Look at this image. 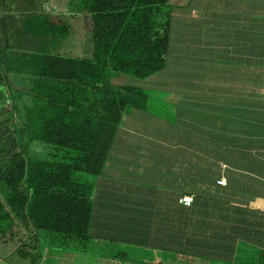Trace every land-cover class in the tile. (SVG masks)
I'll use <instances>...</instances> for the list:
<instances>
[{"label": "trees", "instance_id": "obj_1", "mask_svg": "<svg viewBox=\"0 0 264 264\" xmlns=\"http://www.w3.org/2000/svg\"><path fill=\"white\" fill-rule=\"evenodd\" d=\"M78 1L89 28L87 55L49 51L52 42L67 37L68 25L55 26L45 7L20 12L33 49L14 50L0 34V235L16 244L21 257H29L37 243L78 247L88 239L89 178L102 174L122 117L147 108L141 88L113 78L144 80L166 62L170 0ZM260 59L264 67V45ZM227 115L235 120H220V127L229 128L220 129L217 152L204 154L225 164L226 186H205L190 194L189 206L171 214V260L211 264L213 224L221 241L229 229L261 224L248 205L264 199V103ZM32 144L42 157L33 156ZM234 196L240 197L237 205ZM256 256L241 264H264V250Z\"/></svg>", "mask_w": 264, "mask_h": 264}, {"label": "crops", "instance_id": "obj_2", "mask_svg": "<svg viewBox=\"0 0 264 264\" xmlns=\"http://www.w3.org/2000/svg\"><path fill=\"white\" fill-rule=\"evenodd\" d=\"M0 3V13L4 8L17 14L9 26L0 19V34L7 28L21 34L22 7L35 6L30 0ZM169 8L166 62L154 74L161 87L151 89L150 97L138 85L148 95L147 108L122 117L102 174L89 178L88 239L78 247L37 243L27 258L16 255L13 243L0 264H171V214L184 206L177 200L205 186L210 191L215 184L226 186L225 164L204 154L217 152L220 129L229 128L220 127V120H235L227 114L264 103V0H170ZM7 45L30 47L19 40ZM152 78L140 81L148 86ZM220 179L225 185L217 184ZM239 199L234 196L232 205ZM248 208L261 224L229 229L226 241L218 239L213 224L211 264H241L264 250V199H254ZM23 236L21 230L18 238Z\"/></svg>", "mask_w": 264, "mask_h": 264}, {"label": "rangeland", "instance_id": "obj_3", "mask_svg": "<svg viewBox=\"0 0 264 264\" xmlns=\"http://www.w3.org/2000/svg\"><path fill=\"white\" fill-rule=\"evenodd\" d=\"M4 1V0H2ZM21 1H25V0H21ZM29 2V1H28ZM27 2V3H28ZM30 2L35 6L33 9L30 8L27 9L28 7H22V13H26L28 12H36V11H41L42 9H44V7H53V12L52 11H48L51 15H52V20H53V24L55 26L57 25H63V24H67L68 25V35L65 38H60L58 40H55L54 42H52V44L48 47L49 51L52 53H59L62 55H71V56H84L88 54V48L90 45V40H89V31H88V27L86 25V20H85V16L82 15L80 9H79V1L78 0H30ZM46 3V4H45ZM2 4V3H0ZM22 4H26L22 3ZM58 4L57 9H55V6ZM43 6V8L41 7ZM49 9V7H48ZM74 9V10H73ZM73 10V11H72ZM21 14V13H20ZM67 15H71V16H67ZM74 15V16H72ZM17 16L16 13H8V12H2L0 13V19L3 20L4 24H6V26L12 25L11 22L13 19H15V17ZM14 23V22H13ZM5 26V27H6ZM23 28V27H22ZM24 33V29L21 32V34H17L15 31L13 33V28L9 29L7 28V31L4 35V38L7 39V44L13 43L15 40H19L20 42H25L28 46L29 49H33L31 46L34 43V39L31 37H28V35L26 36ZM1 38V39H4ZM36 44V43H35ZM38 45V44H36ZM26 49H23V51H25ZM155 76V77H154ZM158 76L160 75H153V78L150 79L152 81L149 82L148 86L145 85V83H143L140 80L134 79L133 77L129 76V75H117L116 77L113 78V82L118 83V84H126V85H137L136 87H138V85H141L142 87H144V89H146V91L148 92L147 94L150 97H154L155 93L150 91L155 90V88H160L161 87V82L159 80H157ZM152 77V76H151ZM144 84V85H143ZM160 86V87H159ZM149 87V88H146ZM264 89H262L263 91ZM158 100H160V98H157ZM170 99V98H169ZM170 107V102H167ZM10 103L8 101H4V103L2 104V108L3 110H7L9 107ZM10 137V136H9ZM2 141V140H1ZM6 143V140L3 141V144ZM4 146V145H2ZM9 145H7L8 147ZM6 147V148H7ZM32 151L34 150L36 153H34L33 156L35 157H42L43 156V152L39 150L38 145L37 144H32ZM1 235H0V242L1 241ZM13 242L9 243L6 245L4 242L2 244H0V256L3 255H7L9 253V249H10V245H12ZM14 246V244H13ZM174 261V262H172ZM178 261H176V259H172L171 260V264H186V260L184 261L183 258H181V260L176 263Z\"/></svg>", "mask_w": 264, "mask_h": 264}, {"label": "built area", "instance_id": "obj_4", "mask_svg": "<svg viewBox=\"0 0 264 264\" xmlns=\"http://www.w3.org/2000/svg\"><path fill=\"white\" fill-rule=\"evenodd\" d=\"M217 184L219 185H225V181L223 179H220L217 181ZM192 202V197L191 196H181L178 199V203L184 206H189Z\"/></svg>", "mask_w": 264, "mask_h": 264}, {"label": "flooded vegetation", "instance_id": "obj_5", "mask_svg": "<svg viewBox=\"0 0 264 264\" xmlns=\"http://www.w3.org/2000/svg\"><path fill=\"white\" fill-rule=\"evenodd\" d=\"M46 9H47L48 11H51L50 8L48 9V7H46Z\"/></svg>", "mask_w": 264, "mask_h": 264}]
</instances>
